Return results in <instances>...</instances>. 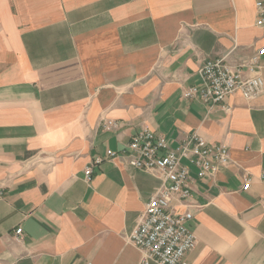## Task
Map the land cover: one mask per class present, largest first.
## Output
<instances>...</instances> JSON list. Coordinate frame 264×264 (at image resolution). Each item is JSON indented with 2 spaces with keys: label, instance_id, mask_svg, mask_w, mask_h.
Listing matches in <instances>:
<instances>
[{
  "label": "crops",
  "instance_id": "1",
  "mask_svg": "<svg viewBox=\"0 0 264 264\" xmlns=\"http://www.w3.org/2000/svg\"><path fill=\"white\" fill-rule=\"evenodd\" d=\"M259 1L0 0V264H142L129 235L162 185L127 165L143 128L173 148L198 133L230 151L204 178L183 160L187 264H264V90L184 96L208 58L264 48Z\"/></svg>",
  "mask_w": 264,
  "mask_h": 264
},
{
  "label": "built area",
  "instance_id": "2",
  "mask_svg": "<svg viewBox=\"0 0 264 264\" xmlns=\"http://www.w3.org/2000/svg\"><path fill=\"white\" fill-rule=\"evenodd\" d=\"M257 10L261 15L258 24L264 25V2H257ZM262 56L264 48L242 62L232 59L230 52L208 58L200 68L203 84L190 86L184 91V96L212 105L223 103L236 93L247 99L259 96L264 90L259 63ZM118 126L116 121L103 122V127L107 130ZM127 150L125 154L129 167L157 175L162 180L161 187L139 214L129 241L142 250V264H149L151 261L159 264H187L186 255L195 248L197 237L188 225L193 218V214L187 209L192 196L191 168L183 160H188L197 168L198 177L204 178L219 167L229 164L228 146L210 143L194 133L173 148L166 137L143 128L132 137ZM108 154L113 159L120 156L114 151H109ZM85 173L89 181L92 168H87ZM251 182V179H247L243 189L248 190ZM2 195L0 188V198ZM178 206L186 209L179 211ZM16 236L22 237V228L17 229Z\"/></svg>",
  "mask_w": 264,
  "mask_h": 264
}]
</instances>
